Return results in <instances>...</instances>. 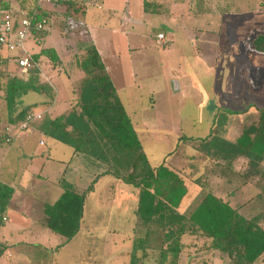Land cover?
I'll use <instances>...</instances> for the list:
<instances>
[{"label":"rangeland","instance_id":"1","mask_svg":"<svg viewBox=\"0 0 264 264\" xmlns=\"http://www.w3.org/2000/svg\"><path fill=\"white\" fill-rule=\"evenodd\" d=\"M222 1L231 5L229 6L231 14L206 12L190 14V16L187 14L184 17L187 24H193L195 28L193 32L199 35V38H208V45L216 53L217 69L212 68L208 72L209 76L213 77L212 80L204 84L197 81L200 86L197 88H201L202 94L194 88V95L185 92L174 95L172 87H168L167 90V85L163 81L166 77L163 76L159 80V85L162 83L166 97H163V104H157L154 113L147 112L146 118L148 123H153L155 126H159L158 123L165 125L166 127H161L165 130H160L161 134L158 135H142L141 132L139 136L149 162L154 167L167 165L169 154L174 153V158L170 162L172 169L179 172L190 190L194 191L191 193V198L182 204L180 212H186L194 199L203 191L210 190L234 205L248 201L260 191L256 185L259 178L256 171L264 169V161L257 166L253 165L249 158L241 156L230 163L214 154H208L205 148H201L204 142L197 141L213 133L220 135V131L223 132L221 134L223 137L235 139L240 136L243 125L258 120L259 109L264 108V55L254 51V39L260 33H264V0ZM239 10V14H236L238 12L235 11ZM197 44V47L202 49L201 41ZM156 49L153 47L154 51ZM80 52L81 49H74L67 62L72 77L58 74L65 67L64 61L54 63L49 56H43L38 81L52 84L57 88L56 93L49 95L33 90L23 92L16 102V107L7 109L5 91L0 90L2 104H0V132L6 129L5 125L12 124L13 112L29 104L38 102L35 107H39L40 110L60 100L48 113L56 115L55 112L63 110L66 103L62 101V93H71V78H76L77 81L78 74L74 70L77 68L76 54ZM154 57H158V53L155 52ZM154 65L156 66L155 63ZM181 67L184 68V65ZM7 71L8 77L9 74L12 76L17 72L16 69ZM7 71L0 69V75ZM29 77L30 75L25 79ZM214 79L215 83H213ZM155 82L156 79H153L152 83ZM129 112L137 122L140 120L139 113L135 115L130 108ZM224 125L227 127L223 128ZM24 133L28 137L21 147L24 150H19L18 155L23 154L22 156L27 157L32 149L39 156L51 152V157L57 158L56 163L60 167L63 163L65 166L68 165L67 160L59 159L56 155L57 149H64L62 147L68 144L53 141L51 137L41 134L32 127ZM9 145V142L0 141V180L11 183L21 191L24 188L22 183L26 178L22 176L20 179L18 175L20 166L15 164V153L7 152ZM105 167H101L100 172ZM93 179L94 175L92 181ZM82 180L78 190L92 182L86 176ZM198 180L201 182L200 187L196 185ZM41 186L34 185V191L29 195L33 196L36 193L37 196H43V192L38 189ZM45 201L46 198H43L37 203L38 205L35 206L37 209H34L30 217L23 216L25 208L22 201L21 206L17 203V208L9 207L3 214L7 220L4 221L0 213V250L3 248L0 264H130L134 229L138 222L134 211L138 205L135 186L123 182L112 174L102 176L95 184V190L87 196L82 229L71 241L36 222L37 214L44 211L42 208L45 206ZM18 211H21V215ZM25 212L27 213L28 210L26 209ZM262 224L264 225V221ZM182 240L186 245L182 251V264H230L226 254L219 250L207 249L206 243L209 246L210 242L203 236L186 235ZM148 263L155 264V261L149 259ZM255 264H264V254Z\"/></svg>","mask_w":264,"mask_h":264},{"label":"trees","instance_id":"2","mask_svg":"<svg viewBox=\"0 0 264 264\" xmlns=\"http://www.w3.org/2000/svg\"><path fill=\"white\" fill-rule=\"evenodd\" d=\"M162 1L145 0V9L160 12L164 7ZM169 1L187 3L196 13H231V5L223 6L222 0ZM60 2L71 1L59 0L56 3ZM43 16L49 18L46 12L38 15L39 18ZM254 46L264 53V33L254 39ZM44 55L55 62L60 61L54 50L43 48L33 56L37 64L29 73L16 72L8 77L7 71L0 75V90L4 89V98L10 109L14 108L23 92L55 93L51 84L38 81L40 58ZM76 63L83 73L74 87L77 103L55 118L42 114V118L30 122L29 127L34 126L46 136L73 147L74 156L70 162L82 156V160H87L81 161L83 167L87 173L92 172L94 179L81 190L75 183L62 179L64 192L53 204L45 206L46 216L42 223L71 241L81 228L87 196L95 190V184L102 176L112 174L135 186L138 192L135 209L138 222L134 229L130 264H151L149 259H153L155 264H182V251L186 247L182 238L186 235L203 236L210 242L209 246L206 243L207 249L226 254L230 264H255L264 254V169L256 171L259 174L256 185L260 191L248 201L234 205L207 190L194 199L186 212H180L182 204L192 196L187 183L179 172L165 164L157 168L151 166L97 47L84 45L76 54ZM27 75L30 77L25 79ZM36 112L33 106L23 108L11 120L12 127L19 128L29 113ZM0 141L9 142L5 134L0 135ZM197 141L204 142L201 148L219 159L231 163L243 156L259 166L264 161V108L259 109L258 120L245 124L234 141L220 135ZM103 166L106 167L100 172ZM197 183L201 182L198 180ZM14 193L12 185L0 182V213L4 221L7 217L3 214ZM2 252L3 248L0 255Z\"/></svg>","mask_w":264,"mask_h":264},{"label":"crops","instance_id":"3","mask_svg":"<svg viewBox=\"0 0 264 264\" xmlns=\"http://www.w3.org/2000/svg\"><path fill=\"white\" fill-rule=\"evenodd\" d=\"M70 1L71 2L67 3H49L44 1V3L47 2L45 5L39 0H0V3L11 8L19 15L24 13L31 14L35 11L39 14L40 12H46L49 15V29L48 31L46 30L43 43L38 47V44L35 43L34 40L29 39L26 48L33 56L39 54L43 48L54 50L59 60L65 62L63 70L59 73L57 72L60 76L64 74L72 77L67 62L70 60L69 57L72 56L74 49L79 50L84 45L94 44L100 52L107 72L134 124L138 136L141 135V132L142 135H158L161 134L160 130L164 129L161 127H166L165 125L162 126L160 123H158L160 127L155 126L153 123H148L146 118L147 112H153L158 103L163 104V97H166L162 83L159 85V80L162 79L163 76L166 77L163 81L167 85V90L168 87H172L174 95H179L184 92L188 95H194V88L198 89V92L202 94L201 88H197L200 87L197 81H200V84H204L212 80L213 77H210L208 72L212 68L217 69L218 58L216 53L212 51L211 47L208 45V38H199L200 36L193 32L195 30L193 24L189 25L184 21V17L187 14L190 16V14H205L206 12L196 13L190 10V6L187 3H174L169 0L162 1L164 7L160 12L146 10L145 0ZM223 3V6L227 5L226 2ZM180 13H182V15H180ZM207 13L211 14V12ZM222 14L228 13L225 12L221 13V15ZM236 14H239V12ZM160 33L165 35L164 43L158 38ZM195 37L197 40H195ZM198 41H201L202 49L197 47ZM72 46L74 47L73 49ZM153 47L155 49L157 47L156 51L153 50ZM254 51L259 52L255 49ZM155 52L158 53V57H154ZM17 54L16 52L9 51L6 47H1L0 69L6 71L16 69L17 72L23 75L27 74L21 71L15 58ZM261 54L264 55V53ZM42 58L43 56L40 58V62ZM51 60L53 61V59ZM194 63H197L196 66L193 65ZM182 65H184V68L181 67ZM74 72H76L78 76L77 81L76 78H71V93H62V101L66 103L63 110L55 112L57 113L56 115H49L48 113L50 109H53V105H57V102L60 100L50 103L46 109L39 110V107H35L38 102L29 104L28 106H33L37 111L36 113L47 114L52 118L71 109L78 100L77 92H75L74 88L75 84L83 77V73L79 68H76ZM153 79H156L154 84L152 83ZM213 81V83H215V79ZM52 87L56 93L57 88L53 85ZM144 91L148 92L144 93ZM199 93L197 95H199ZM146 97L147 99H144ZM19 99L20 97L17 98V100ZM5 102L6 105L4 101L3 105L8 109L7 101ZM129 108L135 115L139 113L138 119L140 120L138 122L131 116ZM22 109L23 108L13 112L11 119H15ZM164 110H166L165 107ZM154 119H156V116ZM12 125L10 124L9 126L12 127ZM227 125H224L223 128L227 127ZM31 127L45 135L38 128L34 126ZM27 130L28 128L15 129V127H12L13 137L9 141V151H6L9 153L11 152V154L15 153V164L20 166L19 173H21H18V175L20 179L22 176L26 178V181L22 183L24 188H22L21 191L14 186L15 193L9 207H14L15 209L17 208V203L21 206L22 201V204H24L23 207L25 208L23 209V216L30 217L34 209H37L35 206L38 205L37 203L41 202V199L46 198L44 202L46 206L47 204H53L61 196L64 192V188L61 185L62 179H67L69 182L75 183L78 187L80 181H83L82 179L84 176L90 178V181H92L93 174L92 172L87 173V169L83 167V162H81L83 159L82 156L70 162L74 156V149L69 145L62 147L65 150H56V153H58L56 155L59 156V159L67 160L66 164L68 165L65 166L63 163L61 167L56 163L57 158L51 157V152H45L43 156H39L32 149L27 157L22 156L23 154L18 155L17 152L19 150H24L21 149V147L27 140L28 135L24 133ZM151 131L158 132L155 133ZM220 132L223 134L222 131ZM0 134L6 135L5 129L3 132L1 131ZM213 134L209 135L208 138L213 136ZM221 134L220 136H222ZM225 138L228 139L227 137ZM236 138L228 140L234 141ZM52 139L53 141L56 140L54 138ZM186 141L187 140H185V142ZM41 144H43V141H41ZM56 144L55 142V145ZM56 147L58 148V146ZM173 154L174 153H170V158L168 162L166 161L167 166H170L171 169L172 166L170 162L174 158ZM177 158H179V156H177ZM176 160L175 158L174 161L176 162ZM91 161L94 162L93 160ZM97 163L99 162L97 161ZM151 166L154 167L153 165ZM24 172L26 173L23 175ZM0 182L11 185V183L5 182V180H0ZM39 184L42 186L38 189L41 190L44 195L37 196L36 193L33 196L29 195L31 191H34V185ZM196 185L199 186V184ZM34 189L36 190V188ZM135 189L137 190L136 187ZM193 192L194 191L190 190V194ZM45 206L43 208L41 206V208L45 209ZM26 209L28 210L27 213L25 212ZM19 214L21 215V211ZM45 216L46 214L44 211L37 214L36 222L43 224L42 221ZM43 225L46 226L45 224ZM81 229L82 226L79 232Z\"/></svg>","mask_w":264,"mask_h":264},{"label":"built area","instance_id":"4","mask_svg":"<svg viewBox=\"0 0 264 264\" xmlns=\"http://www.w3.org/2000/svg\"><path fill=\"white\" fill-rule=\"evenodd\" d=\"M41 3L47 1L56 3L59 0H39ZM37 11L19 15L13 10L4 7L0 3V46L6 47L8 50L18 53L16 61L23 73L29 71L36 66L33 55L26 48L29 39H33L38 45L43 43L45 36L43 33L48 29L50 18L38 17ZM158 38L162 43L165 42V35L160 33ZM42 118L41 113H29L27 120L19 125V129L29 128V123L33 120ZM6 140L10 141L13 137L12 127L6 126Z\"/></svg>","mask_w":264,"mask_h":264}]
</instances>
